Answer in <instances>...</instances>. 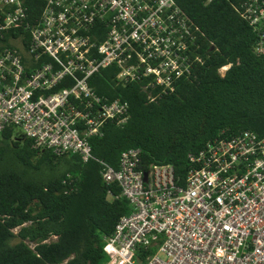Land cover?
Wrapping results in <instances>:
<instances>
[{
  "label": "built area",
  "instance_id": "2783aa9c",
  "mask_svg": "<svg viewBox=\"0 0 264 264\" xmlns=\"http://www.w3.org/2000/svg\"><path fill=\"white\" fill-rule=\"evenodd\" d=\"M243 14L263 32L264 0ZM198 48L175 0H41L34 19L24 0H0V133L86 161L89 139L127 120V104L97 93L95 75L137 83L151 101L200 62ZM138 153L121 151L115 168L99 161L131 209L102 237V264H264V135L209 139L182 178L170 164L140 168Z\"/></svg>",
  "mask_w": 264,
  "mask_h": 264
},
{
  "label": "trees",
  "instance_id": "16d2710c",
  "mask_svg": "<svg viewBox=\"0 0 264 264\" xmlns=\"http://www.w3.org/2000/svg\"><path fill=\"white\" fill-rule=\"evenodd\" d=\"M247 1L175 0L196 28L200 62L171 92L150 101L139 84L116 85L100 70L95 91L124 101L127 120L90 138L86 161L1 131L0 264H102V237L131 209L116 184L101 179L99 161L115 168L121 151L138 148L140 168L170 164L182 178L188 155L209 139L243 130L264 135V28L249 25ZM24 4L36 18L41 0ZM259 41L262 52L255 51ZM227 63L220 76L217 68Z\"/></svg>",
  "mask_w": 264,
  "mask_h": 264
},
{
  "label": "rangeland",
  "instance_id": "374dc122",
  "mask_svg": "<svg viewBox=\"0 0 264 264\" xmlns=\"http://www.w3.org/2000/svg\"><path fill=\"white\" fill-rule=\"evenodd\" d=\"M12 133H20V132H19L18 130H17V131L14 130ZM11 137H12V136H11ZM14 231H15V230H14Z\"/></svg>",
  "mask_w": 264,
  "mask_h": 264
}]
</instances>
